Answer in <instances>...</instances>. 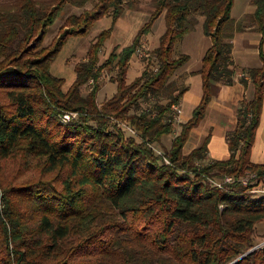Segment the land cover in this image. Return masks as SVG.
<instances>
[{
  "label": "trees",
  "instance_id": "obj_1",
  "mask_svg": "<svg viewBox=\"0 0 264 264\" xmlns=\"http://www.w3.org/2000/svg\"><path fill=\"white\" fill-rule=\"evenodd\" d=\"M250 2L252 12L235 19L233 0H153L150 19L118 55L115 93L98 104V49L131 0H0V264H264V244L239 257L253 246L255 225L264 223V196L248 191L264 184V162L250 160L264 87V0ZM65 6L81 11L65 15L62 30L43 46ZM161 12L153 58L126 83L129 57ZM104 15L111 26L73 65L74 79L63 90L51 62L68 37L84 35ZM200 18L210 40L195 71L200 100L160 155L152 143L171 133L170 105L186 90L172 77L189 56H174L173 47ZM243 30L260 33V65L242 68L252 96L240 101L226 133L228 157L203 163L208 135L186 154L182 147L204 115L212 84L232 83V38ZM148 99L151 106L139 110ZM69 110L83 114L58 119ZM109 116L125 119L139 140L111 128ZM17 147L40 158L42 176L5 185L2 162ZM246 171L255 173L247 186L235 180L219 189L208 181Z\"/></svg>",
  "mask_w": 264,
  "mask_h": 264
},
{
  "label": "rangeland",
  "instance_id": "obj_2",
  "mask_svg": "<svg viewBox=\"0 0 264 264\" xmlns=\"http://www.w3.org/2000/svg\"><path fill=\"white\" fill-rule=\"evenodd\" d=\"M246 0H233V4L231 7V16H235L239 14L243 8L245 7ZM251 4L250 0H248V4ZM131 5L124 6L123 12L121 15L114 21L112 24V28L110 31V35L106 38L103 43V46L98 49V60L99 63H102L101 73L99 75V88L96 92V101L98 104H101L106 98L112 96L116 91V83L114 79L116 78V74L118 71L117 68V58L119 53L124 47H127L132 44V40L135 37L138 30L143 26L149 19L150 15L154 9L153 0H131ZM252 5V4H251ZM253 10V9H252ZM81 9L74 8L71 6H65L62 10V15L58 16L54 23L48 28L47 33L43 39L42 45L48 46L49 43L58 35V33L62 30V18L70 13L80 12ZM246 13L244 12L238 19L244 17ZM235 18V17H233ZM201 18L198 23L194 26V28L189 31L181 41H178L174 44L173 47V55L176 56L180 52L187 53L189 55V63H195L196 57L198 54V48L202 47L207 42V37L203 34L201 28ZM112 19L109 15H104L98 19H96L91 26L86 30L84 35L80 36H70L63 44L59 52L55 55L53 61L50 65V72L58 77H62L64 79V84L62 86L63 90L69 86V84L74 79V71L73 65L79 61L86 58V50L88 46L92 44L96 40V36L99 39V32L109 28L111 26ZM245 24H249L248 19L244 20ZM164 30V19L163 12L155 18L141 40L140 46L130 55L127 69L125 74L126 83L130 82L134 77L140 74L146 62L149 61V58H153L152 51L158 44V39L160 34ZM138 51L144 53L140 57L138 56ZM110 54V55H109ZM115 54V56H112ZM187 76V72L181 71V67L176 69L173 79L179 86H184L183 78ZM93 86L92 81H88L86 85L83 87L82 94H84L87 90H90ZM146 102H141L139 105V110L146 109L151 106L152 99L145 100ZM163 101V100H162ZM180 108V113L173 114V129L171 133L165 134L160 138L159 142L152 143V147L156 153L160 155L164 154L169 148L172 137L178 134L180 130L179 124L180 114H181V105L180 101L177 103ZM80 110H69L65 113L69 116V118H76L79 115H82L83 112H79ZM65 113L58 114V119L62 120L63 115ZM190 114L189 107H185L182 105V118H187ZM110 122L113 126L111 128L115 130L122 131L125 136H133L136 140H139V136L135 131V134L129 133L125 129V125H129L127 121L120 117L109 116ZM183 154L184 152L182 150ZM40 158L34 156L33 154H27L22 148L17 147L3 162L1 169V178L2 183L5 185L9 184H17L25 181H34L38 180L42 175L39 174L41 164L38 162ZM210 160L207 157L205 160H202L203 163ZM210 177L208 178V181ZM210 183V182H209ZM1 196V193H0ZM3 206V202L0 199V207ZM253 246L249 247L247 251L254 250L258 248L256 246L258 243L264 241V223L260 222L255 225V230L253 232ZM245 253L240 255L243 256Z\"/></svg>",
  "mask_w": 264,
  "mask_h": 264
},
{
  "label": "crops",
  "instance_id": "obj_3",
  "mask_svg": "<svg viewBox=\"0 0 264 264\" xmlns=\"http://www.w3.org/2000/svg\"><path fill=\"white\" fill-rule=\"evenodd\" d=\"M244 6L239 14L233 16L235 19H238L236 17H239L244 12H252L253 5L248 4V0H246ZM207 39V42L198 48L196 62L191 64L187 60L181 66V71L187 72V76L183 78V84L186 86V90L180 98L181 122L189 118L192 109L200 100L201 79L200 75L195 71L200 66L204 51L210 45V40L208 37ZM259 40L260 33L254 30H243L234 33L231 56L236 68L233 81L231 84H223L221 82L212 84L211 97L205 108L204 115L198 124L190 129L188 137L182 147L184 152H189L192 148L198 146L205 136L208 135L207 157L209 159H225L228 157L229 151L226 143V133L234 128L236 108L240 101L242 99H250L253 90V86L247 74L243 73L242 68L260 65L258 56ZM262 50L264 52V42L262 44ZM241 77L246 80L245 83L240 81ZM182 105L190 109V114L187 118H182ZM250 160L255 163L264 162V87L261 113L250 150Z\"/></svg>",
  "mask_w": 264,
  "mask_h": 264
},
{
  "label": "built area",
  "instance_id": "obj_4",
  "mask_svg": "<svg viewBox=\"0 0 264 264\" xmlns=\"http://www.w3.org/2000/svg\"><path fill=\"white\" fill-rule=\"evenodd\" d=\"M144 53H141L140 51H138V56L140 57L141 55H143ZM170 113L171 116L173 114H179L180 113V108L177 105V103H172L170 105ZM69 119V116L67 115V113H65V115H63L62 120H67ZM172 119H174V116H172ZM125 129L131 133V134H135V130L130 126V125H125ZM163 160L165 163H168V160L163 156ZM255 173L251 172V171H246L245 174L241 177L238 178H234L232 175H224L221 178H210L209 182L212 186L219 188V189H225V187H227V185L231 184L233 181H238L240 182L242 185L247 186V183L250 179L254 178ZM248 191L250 193H255L258 195H263L264 196V184H258L252 187H249ZM264 244V241L261 243H258L256 246L261 247Z\"/></svg>",
  "mask_w": 264,
  "mask_h": 264
},
{
  "label": "water",
  "instance_id": "obj_5",
  "mask_svg": "<svg viewBox=\"0 0 264 264\" xmlns=\"http://www.w3.org/2000/svg\"><path fill=\"white\" fill-rule=\"evenodd\" d=\"M250 251H251V250H249V251H246V253H247V252H250Z\"/></svg>",
  "mask_w": 264,
  "mask_h": 264
}]
</instances>
